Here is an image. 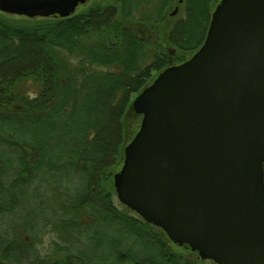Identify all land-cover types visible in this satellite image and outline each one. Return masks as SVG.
<instances>
[{
  "label": "trees",
  "instance_id": "trees-1",
  "mask_svg": "<svg viewBox=\"0 0 264 264\" xmlns=\"http://www.w3.org/2000/svg\"><path fill=\"white\" fill-rule=\"evenodd\" d=\"M219 1L93 0L65 18L0 11V264H206L122 204L113 177L139 129L134 97L173 64L150 43L167 7L183 13L166 42L179 63L205 40ZM63 168L81 186H55L49 214L43 178ZM25 194L27 227L7 219ZM49 233L61 236L47 245Z\"/></svg>",
  "mask_w": 264,
  "mask_h": 264
},
{
  "label": "water",
  "instance_id": "water-1",
  "mask_svg": "<svg viewBox=\"0 0 264 264\" xmlns=\"http://www.w3.org/2000/svg\"><path fill=\"white\" fill-rule=\"evenodd\" d=\"M87 1L0 0V11L65 18ZM132 108L119 201L201 260L264 264V0H220L201 46Z\"/></svg>",
  "mask_w": 264,
  "mask_h": 264
},
{
  "label": "rangeland",
  "instance_id": "rangeland-1",
  "mask_svg": "<svg viewBox=\"0 0 264 264\" xmlns=\"http://www.w3.org/2000/svg\"><path fill=\"white\" fill-rule=\"evenodd\" d=\"M93 0H88L86 3H89ZM85 3V4H86ZM82 6H79L77 10L82 9ZM179 7L177 3L172 4L171 6L167 7V19L165 20V23L162 27L155 30L152 35V39L150 40L151 45L153 46H163L162 48L166 49V52L170 55L171 63L178 62L177 60L179 57H181V53L177 52V50L173 49L167 42V35L172 27V25L177 21L179 18L183 16V13L179 11L176 15L172 16L171 13L175 10L176 7ZM26 123V122H25ZM28 125H24L23 128H27ZM52 134L55 137L60 138L61 143V120L56 121V124H54L52 128ZM61 147V144H60ZM62 148L63 145H62ZM64 159V158H63ZM79 176H76L75 171L71 170L69 168H63L59 173L55 174L54 179L51 177V173H47L43 178V184L42 188L45 193V206L44 211L53 212L57 206L56 200H57V191L54 188L55 186L61 185V187L69 185L72 189H79L81 186V181L78 179ZM54 189V191H53ZM17 191H20L19 189ZM27 194L23 195L22 203L20 204L19 209L16 211L15 214L10 215L7 219L10 220V222H20L25 227L29 226L30 224V217H26L28 215V210L30 208L29 205V199L26 196ZM31 211H33V214L36 216L41 213L40 208H32ZM50 214V213H49ZM59 236L57 233H49L48 236L45 238V243L49 245V243ZM211 260H204L206 264H210Z\"/></svg>",
  "mask_w": 264,
  "mask_h": 264
},
{
  "label": "flooded vegetation",
  "instance_id": "flooded-vegetation-1",
  "mask_svg": "<svg viewBox=\"0 0 264 264\" xmlns=\"http://www.w3.org/2000/svg\"><path fill=\"white\" fill-rule=\"evenodd\" d=\"M175 63V62H174Z\"/></svg>",
  "mask_w": 264,
  "mask_h": 264
}]
</instances>
